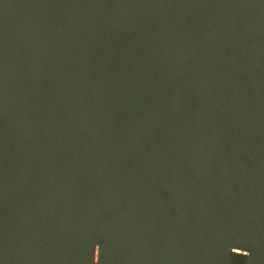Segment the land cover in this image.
Wrapping results in <instances>:
<instances>
[{"label": "water", "instance_id": "obj_1", "mask_svg": "<svg viewBox=\"0 0 264 264\" xmlns=\"http://www.w3.org/2000/svg\"><path fill=\"white\" fill-rule=\"evenodd\" d=\"M0 264H264V0H0Z\"/></svg>", "mask_w": 264, "mask_h": 264}]
</instances>
